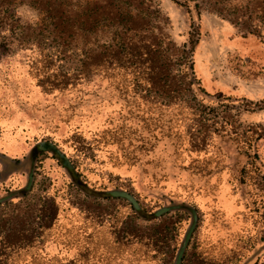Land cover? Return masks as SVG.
Segmentation results:
<instances>
[{
    "label": "rangeland",
    "instance_id": "obj_1",
    "mask_svg": "<svg viewBox=\"0 0 264 264\" xmlns=\"http://www.w3.org/2000/svg\"><path fill=\"white\" fill-rule=\"evenodd\" d=\"M160 3L173 40L193 46L194 71L209 98L243 100L250 111L239 116L241 130L262 139L251 150L219 138L209 152H191L180 145L182 135L155 139L144 128L143 104L131 105L116 82L100 76L51 93L32 54L2 56L0 202L10 205L0 204V226L24 215L35 220L54 201L59 213L37 252L41 261L176 264L190 235L182 264H264V41L206 11ZM16 12L29 25L38 18L29 5ZM141 137L152 144L142 146ZM109 191L131 194L138 214ZM162 239L164 256L154 247Z\"/></svg>",
    "mask_w": 264,
    "mask_h": 264
},
{
    "label": "trees",
    "instance_id": "obj_2",
    "mask_svg": "<svg viewBox=\"0 0 264 264\" xmlns=\"http://www.w3.org/2000/svg\"><path fill=\"white\" fill-rule=\"evenodd\" d=\"M173 1L198 16L202 11L214 14L244 37L264 41V0ZM22 5L37 11L33 25L18 17L16 11ZM169 28L160 0H0V59L29 52L41 86L51 93L71 90L100 76L110 79L131 105L137 101L143 104L144 128L155 139L157 133L162 137L174 134L178 139L182 135L180 145L191 152H209L220 146L219 138L253 149L262 135L253 132L247 136L241 130L239 116L250 111L242 107L244 101L210 99L194 71L193 46H179ZM139 141L142 146L152 144L145 137ZM63 158L60 156L64 167L73 173L74 166ZM106 194L128 201L135 215L140 211L131 194ZM46 205L35 220L24 215L20 223L12 218L7 228L0 226V264L49 263L36 255L54 228L59 208L54 201L49 210ZM129 236L133 241L139 238L135 230ZM158 243L164 246L165 239L157 240L154 247L158 255H166ZM167 262L165 258L163 264ZM183 262L184 256L180 264Z\"/></svg>",
    "mask_w": 264,
    "mask_h": 264
},
{
    "label": "water",
    "instance_id": "obj_3",
    "mask_svg": "<svg viewBox=\"0 0 264 264\" xmlns=\"http://www.w3.org/2000/svg\"><path fill=\"white\" fill-rule=\"evenodd\" d=\"M168 209H164L160 212L157 213V215H162L163 213L167 212ZM189 238H190V235H188L187 239H186V242L183 246V248L181 249V251L178 253V256H177V259H176V264H180L181 263V260H182V257H183V253H184V250L186 249L187 245H188V242H189Z\"/></svg>",
    "mask_w": 264,
    "mask_h": 264
}]
</instances>
